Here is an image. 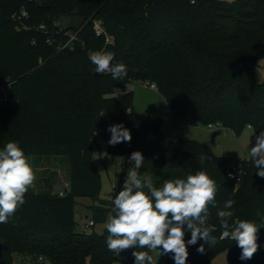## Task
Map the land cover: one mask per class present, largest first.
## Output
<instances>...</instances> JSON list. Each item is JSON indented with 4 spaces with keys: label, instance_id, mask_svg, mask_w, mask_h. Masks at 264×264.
<instances>
[{
    "label": "trees",
    "instance_id": "trees-1",
    "mask_svg": "<svg viewBox=\"0 0 264 264\" xmlns=\"http://www.w3.org/2000/svg\"><path fill=\"white\" fill-rule=\"evenodd\" d=\"M23 10L28 17H21ZM61 16L77 22L61 26ZM97 20L112 42L96 35ZM68 32L77 33V39L61 48ZM99 50L114 52L113 63H124L127 76L114 80L110 73L97 74L89 52ZM261 58L264 0H0V83H10L15 99L0 102V149L16 141L26 156H61L71 164L63 194L29 187L26 202L0 224V264H14L15 255L36 264L41 256L45 264H115L106 228L77 230L76 198H91L94 225L106 223L113 215L112 200L134 166L133 151L144 157L140 176H151L156 187L202 170L219 185L218 207L235 200L233 220L264 223V178L255 174L252 160L240 162L243 179L236 184L228 177L232 158L217 156L198 140L168 139L161 119L140 122L133 114V91L120 93L128 84L150 81L178 121L190 115L201 125L218 124L237 135L251 125L259 135L264 82L255 79L254 69ZM121 123L130 130L131 142L109 145L108 127ZM97 138L106 141L110 154L125 158L122 181L110 200L100 197L101 178L93 162ZM152 164L158 168L149 170ZM210 212L208 223L215 225L218 243L208 246L201 240L188 246L186 264H212L223 252L230 264H264L259 234L264 228L258 230L253 258L241 260L235 241L219 239L217 209ZM190 237L185 229V242ZM202 243L203 254L197 252ZM134 250L126 249L128 264H134ZM172 255H166L167 264H174Z\"/></svg>",
    "mask_w": 264,
    "mask_h": 264
},
{
    "label": "clouds",
    "instance_id": "clouds-1",
    "mask_svg": "<svg viewBox=\"0 0 264 264\" xmlns=\"http://www.w3.org/2000/svg\"><path fill=\"white\" fill-rule=\"evenodd\" d=\"M90 61L97 74L110 73L114 80L127 76L124 63H113L115 53L107 50L90 51ZM101 117L105 113L101 112ZM251 127V125H249ZM109 145L131 142L130 130L121 124L110 125ZM254 163L255 174L264 178V130L256 136L255 146L248 150ZM134 162L126 174L122 189L112 200L110 215L106 221V245L116 257L126 249L132 252L134 264H158L150 253L159 257L172 253L174 264H186L188 246L204 241L208 246L218 243L213 235L215 225L208 223L210 208L217 209L221 226L219 239H231L242 250L240 259L250 260L258 251V230L264 228L251 220H233L234 199H227L218 207L216 195L219 185L205 171H196L186 178L169 179L162 187H156L151 176L141 177L139 169L144 165L142 152L133 151L129 158ZM206 160L201 155L200 161ZM35 179L29 158L16 141L7 142L0 149V224L8 223L25 201V194ZM185 229L191 233L185 242ZM204 243L197 252H205ZM137 249H147L137 251Z\"/></svg>",
    "mask_w": 264,
    "mask_h": 264
},
{
    "label": "rangeland",
    "instance_id": "rangeland-1",
    "mask_svg": "<svg viewBox=\"0 0 264 264\" xmlns=\"http://www.w3.org/2000/svg\"><path fill=\"white\" fill-rule=\"evenodd\" d=\"M57 22L61 26H66L71 23L76 24L77 21L71 16H61ZM16 29L20 30L19 27ZM254 76L258 82H264V58L258 60L254 69ZM150 83V81H138L126 86L128 91H133L132 111L140 122H145L148 119H161L162 132L168 139L172 141L180 138L198 140L210 146L217 156L232 158L231 166L236 167L241 161L251 160L248 150L255 146L256 136H258L254 129L248 127L241 135L235 134L231 129H219L221 134L217 135L215 141L212 142V136L217 130L216 128L201 125L190 115L179 122L171 112L162 94L157 88L149 86ZM27 157L35 176L30 187L35 191L39 192L51 188L54 192H62L67 187L65 184L70 185L71 164L66 157L37 154ZM93 162L101 178L100 197L110 200L114 194V187L122 181L125 158L110 154L106 141L97 138L96 141H93ZM157 168L158 164H152L149 170H156ZM123 183H121L120 190ZM76 201L75 220L77 230L86 233L93 230L102 232L106 228V223H97L94 226L86 227V224L93 221L91 210H89V206L93 203L92 199L77 197ZM259 234L264 236L263 232ZM260 249H264V242ZM152 255L158 264H167L166 255L159 257L155 251L152 252ZM14 264H36V262L32 258L15 255ZM115 264H128L126 250L120 253ZM212 264H230L228 254L226 252L219 254Z\"/></svg>",
    "mask_w": 264,
    "mask_h": 264
},
{
    "label": "built area",
    "instance_id": "built-area-1",
    "mask_svg": "<svg viewBox=\"0 0 264 264\" xmlns=\"http://www.w3.org/2000/svg\"><path fill=\"white\" fill-rule=\"evenodd\" d=\"M28 12L26 10L22 11L21 17H28ZM14 18V17H13ZM39 29L42 31H46L45 30V26L44 25H40ZM95 31H96V35L97 36H106V41L107 42H112L113 38L111 36H109L104 28V26L102 25V22L97 20L95 22ZM58 33L62 32V30H58ZM69 38L67 40V42H65L61 48H64L66 46H70L74 40L77 39V33H73V32H68L66 34ZM151 87L156 88V85L154 83H150ZM127 89L124 88L120 91V93L122 95L127 93ZM15 99L11 96V89H10V83L8 82H4V83H0V102L2 103H7V102H13ZM209 127L211 128H216V129H220V125L216 124H210ZM178 133V132H177ZM228 177L230 180L234 181L236 184H240L242 182L243 179V172H242V166L240 163H238V165L235 167L233 166V169L228 171ZM61 194H63V191L61 192ZM89 226H94V221H90L89 224H86V227ZM37 264H45L44 262V258L41 256L39 257V261Z\"/></svg>",
    "mask_w": 264,
    "mask_h": 264
},
{
    "label": "water",
    "instance_id": "water-1",
    "mask_svg": "<svg viewBox=\"0 0 264 264\" xmlns=\"http://www.w3.org/2000/svg\"><path fill=\"white\" fill-rule=\"evenodd\" d=\"M219 134H221V130H217V131H215V132L213 133V136H212V142L215 141L216 136L219 135ZM229 169L232 170V169H233V166H231Z\"/></svg>",
    "mask_w": 264,
    "mask_h": 264
},
{
    "label": "crops",
    "instance_id": "crops-1",
    "mask_svg": "<svg viewBox=\"0 0 264 264\" xmlns=\"http://www.w3.org/2000/svg\"><path fill=\"white\" fill-rule=\"evenodd\" d=\"M126 89H127V88H126ZM127 90H128V89H127ZM179 122H180V121H179ZM217 130H219V129H217ZM217 130H216V131H217ZM65 185H66V186H68V183H67V184H65Z\"/></svg>",
    "mask_w": 264,
    "mask_h": 264
}]
</instances>
